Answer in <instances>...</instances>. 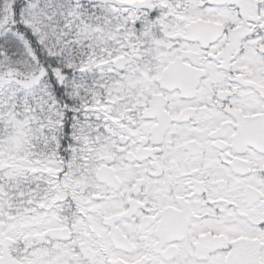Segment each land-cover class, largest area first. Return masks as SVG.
Returning a JSON list of instances; mask_svg holds the SVG:
<instances>
[{"label":"snow or ice","instance_id":"1","mask_svg":"<svg viewBox=\"0 0 264 264\" xmlns=\"http://www.w3.org/2000/svg\"><path fill=\"white\" fill-rule=\"evenodd\" d=\"M0 264H264V0H0Z\"/></svg>","mask_w":264,"mask_h":264}]
</instances>
